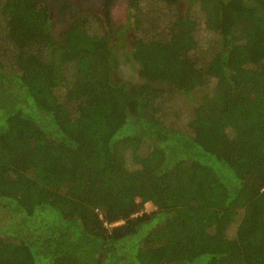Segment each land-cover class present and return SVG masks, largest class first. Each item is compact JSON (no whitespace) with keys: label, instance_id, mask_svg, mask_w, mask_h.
I'll use <instances>...</instances> for the list:
<instances>
[{"label":"trees","instance_id":"1","mask_svg":"<svg viewBox=\"0 0 264 264\" xmlns=\"http://www.w3.org/2000/svg\"><path fill=\"white\" fill-rule=\"evenodd\" d=\"M128 26L137 81L125 28L0 0V264H264V0H131Z\"/></svg>","mask_w":264,"mask_h":264},{"label":"flooded vegetation","instance_id":"2","mask_svg":"<svg viewBox=\"0 0 264 264\" xmlns=\"http://www.w3.org/2000/svg\"><path fill=\"white\" fill-rule=\"evenodd\" d=\"M51 8V18L54 26L58 30H54L57 35L61 30H66L71 24L85 11H93L102 19L106 20L108 26H127L118 16H113L114 8H118L120 12L124 8L127 0H46ZM131 1V0H128ZM109 4V9H107ZM130 8V3H129ZM109 12V15L107 16Z\"/></svg>","mask_w":264,"mask_h":264},{"label":"rangeland","instance_id":"3","mask_svg":"<svg viewBox=\"0 0 264 264\" xmlns=\"http://www.w3.org/2000/svg\"><path fill=\"white\" fill-rule=\"evenodd\" d=\"M129 3L130 1L127 0L122 12L118 8H114L113 16L116 20V16H118L127 26H112L114 30L118 31L120 28H125L126 33L124 32L120 38V43H118L115 47L120 49L118 51V65L116 68V77L121 80H128V81H137L139 80V73H138V62L135 63L133 57L131 56V52L133 49V36L131 29L128 26L129 23ZM130 30H129V29ZM54 30H58L56 26H54ZM59 38H65V33L61 30V32L57 33ZM155 206L152 203L146 204V209L152 210Z\"/></svg>","mask_w":264,"mask_h":264},{"label":"clouds","instance_id":"4","mask_svg":"<svg viewBox=\"0 0 264 264\" xmlns=\"http://www.w3.org/2000/svg\"><path fill=\"white\" fill-rule=\"evenodd\" d=\"M113 225H115V224H113Z\"/></svg>","mask_w":264,"mask_h":264}]
</instances>
